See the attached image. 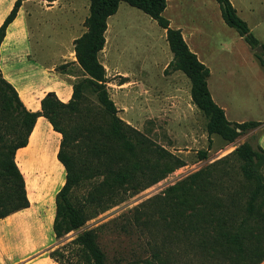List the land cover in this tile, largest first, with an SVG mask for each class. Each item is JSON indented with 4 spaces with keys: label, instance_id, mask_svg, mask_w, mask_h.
<instances>
[{
    "label": "trees",
    "instance_id": "trees-1",
    "mask_svg": "<svg viewBox=\"0 0 264 264\" xmlns=\"http://www.w3.org/2000/svg\"><path fill=\"white\" fill-rule=\"evenodd\" d=\"M23 1L15 2L1 25L0 46ZM215 1L224 24L234 29L250 49H262V54L255 53V57L264 69L261 57L264 56V45L237 15L231 0ZM88 2L86 30L74 41L76 62L84 79L73 85L72 97L67 103H62L50 92L41 100L40 112H29L14 87L0 73V219L29 206L24 178L14 159L16 151L27 145L37 118L42 116L61 135L57 159L66 173L65 183L55 196L52 230L57 240L80 230L94 217L87 214L86 207L101 205L118 191L126 193L128 190L130 195L139 193L179 166L172 162L173 156L162 149L156 151L157 158L153 162L145 157L148 140L118 117L108 95L106 72L98 56L105 46L108 20L117 13L121 3L141 11L165 30L172 54L167 67L182 72L190 81L192 103L207 118L209 136L217 135L230 144L259 126L258 122L233 123L226 119L224 110L217 106L209 92L208 67L189 49L181 31L171 28L169 20L163 16L166 0ZM86 92L96 98L95 111L85 103ZM72 115L79 116L81 121L70 128L64 124ZM83 127L92 135L88 141L92 142L91 146H85L87 150L81 149L76 142ZM200 158L206 159V153H201ZM167 164L172 167L163 169ZM220 165L225 166L218 168ZM214 171H218L221 178H214ZM88 181H94V186L83 202L76 204L72 198L73 189ZM107 209L106 206L102 211ZM137 214L145 220L153 215L161 216L170 225L178 227L188 244L187 250L217 264L263 263L264 150L246 142L239 145L225 158L168 187L163 196L143 203ZM97 238L96 229L84 230L49 256L63 264L64 253L69 250L78 258L75 264H108Z\"/></svg>",
    "mask_w": 264,
    "mask_h": 264
},
{
    "label": "rangeland",
    "instance_id": "rangeland-1",
    "mask_svg": "<svg viewBox=\"0 0 264 264\" xmlns=\"http://www.w3.org/2000/svg\"><path fill=\"white\" fill-rule=\"evenodd\" d=\"M66 1V7H74L75 32L83 33L86 29L82 18L88 13V3L86 0ZM180 1L181 4L171 0L167 15L173 16L174 22H182L192 32V45L203 58L215 63L228 58L226 52H237V56L229 57L233 61L229 66L216 64L214 77L221 86L220 97L228 107L230 117L243 122L263 118L264 70L255 75L243 63L249 46L234 29L224 24L215 0ZM245 3L251 7L242 8V16L264 45V1ZM259 22L262 25L255 28ZM105 38V46L98 58L105 69L107 92L118 117L148 140L149 147L144 155L151 162L157 158L156 151L162 149L171 154L172 162L179 166L139 193L130 195L128 190L126 193L118 191L105 203L86 207L87 214L94 217L80 230L58 240L57 248H52L51 252L72 241L78 233L96 229L98 245L108 264H217L187 250L188 244L178 227L158 215L145 220L137 214V209L152 198L163 196L168 187L188 175L225 158L239 145L246 142L255 148L258 133L251 134L252 130L230 144L217 135H208L207 118L192 103L190 81L182 72L172 71L166 65L172 54L164 30L141 11L121 3L117 13L108 20ZM73 53L72 50L67 52L55 68L57 77L66 79L71 86L84 79ZM257 53L262 54V49ZM49 74L53 79V65ZM85 103L90 110L97 109L96 98L89 92L85 93ZM80 121L79 116L72 115L66 118L64 125L73 128ZM91 137L83 127L77 145L87 150L85 146H91L92 142H88ZM35 148L30 149L32 154L26 160L27 186L30 191L50 194L63 178L65 183L66 173L64 167L62 170L61 164L56 163L50 148L43 143L39 145L38 153ZM201 153H206V159L201 160ZM170 167L171 164H167L162 168ZM217 172L214 171V178H221ZM94 184V181H88L75 187L72 191L74 202H83ZM106 206L108 209L102 211ZM64 254L63 264L77 262L74 252L66 250Z\"/></svg>",
    "mask_w": 264,
    "mask_h": 264
},
{
    "label": "crops",
    "instance_id": "crops-1",
    "mask_svg": "<svg viewBox=\"0 0 264 264\" xmlns=\"http://www.w3.org/2000/svg\"><path fill=\"white\" fill-rule=\"evenodd\" d=\"M16 1L0 0V27L10 14ZM178 1L181 4L182 1ZM245 1L249 2V0H231V3L236 9L237 15L249 27L241 10L251 7ZM65 2L67 1L24 0L15 19L7 27L0 46L1 76L14 87L19 99L29 112L41 111V100L47 93L53 92L62 103H67L72 97L73 86L68 84L66 79H59L55 73V68L59 60L66 57L67 52L71 50L74 52V41L85 31L83 33L75 32L74 7H66ZM86 2L88 3V13L83 16V23L89 15V2L88 0ZM170 2L171 0H166L167 6L163 16L169 20L171 28L181 31L189 49L201 63L208 67L207 83L213 101L224 110L225 117L229 122L243 123V121H237L230 117L228 107L223 98L220 97L221 86L214 81L216 64L219 67L229 66L233 63L229 57L237 56L235 54L237 52H226L228 58H225L224 61L217 60L215 63L214 61L209 63L207 59L203 58L198 48L192 45V32L182 22H174L173 16L167 15ZM216 5L218 7L217 2ZM214 7L217 9L216 6ZM218 13L220 14V10ZM261 25L262 23L259 22L255 28H259ZM249 29L253 32L251 27ZM254 37L263 44L258 35H254ZM253 51L248 48L244 54L243 63L256 75L264 69L255 57V53L258 51ZM73 54L75 55V52ZM52 58L53 64L51 63ZM171 60L172 56L170 59L168 57L166 65H169ZM52 65L53 79L49 74ZM253 122H258L259 126L251 134L258 133L257 146L264 150V117L253 120ZM46 141H50L48 142L50 144L47 145ZM60 142L61 135L53 130L44 117L40 116L36 120L27 145L15 153L14 160L24 178L29 206L0 219V264H59L50 258L49 254L52 248L55 249L58 245L52 227L56 213L55 196L63 187L64 178L61 184L50 194L30 191L26 182V177H28L26 160L32 154L30 149L34 146L38 153V147L43 143L52 151L56 163H60L57 159ZM61 167L63 170L62 165Z\"/></svg>",
    "mask_w": 264,
    "mask_h": 264
},
{
    "label": "water",
    "instance_id": "water-1",
    "mask_svg": "<svg viewBox=\"0 0 264 264\" xmlns=\"http://www.w3.org/2000/svg\"><path fill=\"white\" fill-rule=\"evenodd\" d=\"M260 50H261V48H260V47H258V48H257V51H260Z\"/></svg>",
    "mask_w": 264,
    "mask_h": 264
}]
</instances>
